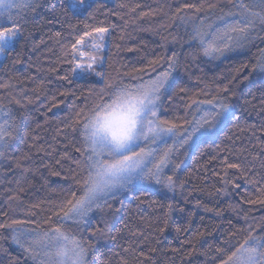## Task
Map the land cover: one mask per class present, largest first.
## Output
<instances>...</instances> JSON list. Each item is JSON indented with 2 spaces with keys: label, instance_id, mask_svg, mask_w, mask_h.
I'll list each match as a JSON object with an SVG mask.
<instances>
[{
  "label": "trees",
  "instance_id": "trees-1",
  "mask_svg": "<svg viewBox=\"0 0 264 264\" xmlns=\"http://www.w3.org/2000/svg\"><path fill=\"white\" fill-rule=\"evenodd\" d=\"M36 2L35 11L21 14L23 39L0 64V108L20 118L19 135L7 157L0 158V224L34 219L46 229L40 222L56 220L52 213L59 211L55 205L64 191L70 186L77 191L71 177L82 157L73 117L85 106L90 85L72 80L67 53L84 33L97 36L95 29L102 28L108 39L103 55L114 78L128 73L146 79L164 71L175 54V84L162 98V119L186 128L185 120L193 116L191 100H210L225 86L231 90L226 102L233 118L183 147L174 191L132 185L108 207L94 209L83 225H65L85 241L89 264H220L249 235L264 233V203L257 192L264 185V76L252 68L264 41L256 39L218 59L204 56L189 41L201 18L208 23L221 9L235 11L228 0H87L92 7L80 15L61 10L62 2L71 0ZM176 85L189 89L187 96L169 100ZM169 204L173 208L166 215ZM11 235L10 229H0V247L10 253L0 251V262L33 264L12 244Z\"/></svg>",
  "mask_w": 264,
  "mask_h": 264
},
{
  "label": "snow or ice",
  "instance_id": "snow-or-ice-1",
  "mask_svg": "<svg viewBox=\"0 0 264 264\" xmlns=\"http://www.w3.org/2000/svg\"><path fill=\"white\" fill-rule=\"evenodd\" d=\"M228 2L235 11L225 12L221 9L220 14L209 24H205L204 18H201L200 24H194L189 35V41L195 43L206 57L218 59L243 49L256 39L264 41V36L260 35L264 33V0ZM36 7V0H0V20L3 21L0 23V61L8 60L23 39L21 13L25 10L35 11ZM91 7L85 0H75L62 2L61 10L80 15ZM184 7L202 11V7L195 4H186ZM209 7L214 8L216 5ZM255 8L261 11H254ZM106 31L95 29L99 34L97 36L84 33L72 44L71 52L67 53L71 57L67 63L72 80L81 82L82 86L90 85L85 106L76 111L73 117L72 130L78 133L81 144L76 151L82 157L76 162L78 171L73 172L71 177L77 191H73L71 186L66 191L62 190L63 198L55 205L59 211L52 213L56 220L48 217L40 222L47 225L46 229H41L34 219L0 224V229L11 230L12 244L33 264H89V249L85 241L66 231L65 225L69 222L77 227L83 225L94 209L108 207L110 200L136 181L154 179L157 184L174 191L176 184L173 179L162 175L172 153L184 147L197 133L207 134L209 130L233 118L230 105L226 102L231 90L225 86L224 89H218V93L210 100H191L188 108L194 111L193 119L185 120L188 127L182 128L171 120L162 119V98L175 84L172 78L178 67L175 54L168 61L167 69L149 75L146 79L128 73L114 78L109 72L111 65L108 56L99 54L103 53L107 45L88 43V40L104 41L103 34ZM260 51L261 55L252 68L264 76V49ZM188 91L186 87L176 85V91L168 99L181 93L187 96ZM261 97L264 103V92ZM19 119L12 109L0 108V158L7 157L12 141L19 135ZM260 131H264V125ZM168 139H173V145H167ZM152 161H157L154 171L147 167ZM228 167L239 169L240 165L230 164ZM261 167L264 168V163ZM53 175L58 176L59 173ZM257 192L258 201L264 203V185ZM168 208L169 213L166 215H170L173 206L169 204ZM179 210L183 211V208ZM28 224L35 227H26ZM176 230L180 231L179 228ZM0 251L10 256L6 249L0 247ZM220 264H264V236L249 235L235 251L220 260Z\"/></svg>",
  "mask_w": 264,
  "mask_h": 264
},
{
  "label": "rangeland",
  "instance_id": "rangeland-1",
  "mask_svg": "<svg viewBox=\"0 0 264 264\" xmlns=\"http://www.w3.org/2000/svg\"><path fill=\"white\" fill-rule=\"evenodd\" d=\"M71 2H75V0H71ZM85 3H87V0H85ZM24 12V11H23ZM22 12V13H23ZM21 13V14H22ZM215 20V19H214ZM214 20H212V21H210V22H208V23H205V24H209V23H212ZM0 23H3V21L2 20H0ZM104 35V41H100V43H104V44H106L107 45V34L105 35V34H103ZM105 49H106V47H105ZM104 49V50H105ZM103 53H104V51H103ZM103 53H101L102 55H103ZM4 60H2V61H0V64L3 62ZM166 69H167V67H166ZM162 72V71H161ZM155 75V74H154ZM194 111V110H193ZM192 119H193V116H192ZM191 119V120H192ZM188 127V126H187ZM200 136V133H197L194 137H193V139L191 140V141H189L186 145H184V147H186V146H190L191 144H193V142L197 139V137H199ZM167 145L168 146H171V145H173V139H168L167 140ZM161 147H163V145L161 146ZM183 151H184V149H183V147L182 148H179V150L178 151H176V152H173L172 153V155H171V159H170V161L168 162V164L166 165V167H164V169H163V172H162V175L163 176H166V177H171L172 179H173V177L175 176V174H176V172H177V170H178V168H179V165H180V158L183 156ZM155 163H157V161H152L151 163H148L147 164V167L148 168H150V169H153V171H154V164ZM173 181H174V179H173ZM136 184H154V185H158V186H160V184H157L156 183V181L154 180V179H145V180H142V181H136V182H134L132 185H136ZM131 185V186H132ZM163 187V186H162ZM91 214V213H90ZM89 214V215H90ZM87 219V218H86ZM85 219V220H86ZM254 236H264V233H258V234H255ZM78 238V237H77Z\"/></svg>",
  "mask_w": 264,
  "mask_h": 264
}]
</instances>
